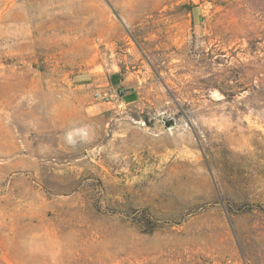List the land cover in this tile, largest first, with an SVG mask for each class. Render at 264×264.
<instances>
[{
	"label": "rangeland",
	"instance_id": "rangeland-1",
	"mask_svg": "<svg viewBox=\"0 0 264 264\" xmlns=\"http://www.w3.org/2000/svg\"><path fill=\"white\" fill-rule=\"evenodd\" d=\"M0 264H264V0H0Z\"/></svg>",
	"mask_w": 264,
	"mask_h": 264
},
{
	"label": "built area",
	"instance_id": "built-area-1",
	"mask_svg": "<svg viewBox=\"0 0 264 264\" xmlns=\"http://www.w3.org/2000/svg\"><path fill=\"white\" fill-rule=\"evenodd\" d=\"M100 99L106 101V100H107V96H103V97H101Z\"/></svg>",
	"mask_w": 264,
	"mask_h": 264
}]
</instances>
